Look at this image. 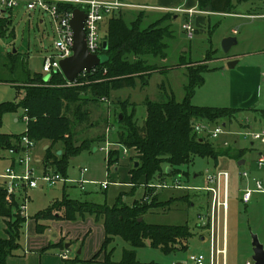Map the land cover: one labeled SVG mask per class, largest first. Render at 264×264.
I'll list each match as a JSON object with an SVG mask.
<instances>
[{
	"label": "rangeland",
	"instance_id": "rangeland-1",
	"mask_svg": "<svg viewBox=\"0 0 264 264\" xmlns=\"http://www.w3.org/2000/svg\"><path fill=\"white\" fill-rule=\"evenodd\" d=\"M233 5L234 10L241 14L232 16L231 14L215 13L209 17L206 16L205 27L199 30L192 39L187 37L182 28V18H178L177 22L172 26L174 37L166 40L168 42L167 59L161 61L160 57H155L149 58V60L157 65L160 63L164 67H172L180 55L183 54L182 47L193 45L194 51L191 54L186 52L193 60H188L196 65L207 61L208 69L204 72V83L196 88L192 102L202 106L241 108L237 113L236 119L229 123L227 122L225 132L221 133L218 138L212 139L208 137V139L217 148H226L224 141H227L231 147L246 148L245 163L239 165L233 158L221 157L216 165L210 157L196 156L191 162L181 166L183 173L181 181L191 187L200 188L205 185V178L208 173H216L219 170L228 172V208L226 217L223 216L222 209L220 211V243L223 236L222 230L225 226L227 264H244L247 260L253 262L252 233L257 234L260 242L264 245V193L254 192L246 204L241 200L242 192L246 187H254L256 178L264 179V167L259 168L256 164L258 151L260 149L264 150V144L255 141V147H251V139L243 134L246 127L241 125L248 118L252 122L253 129H259L264 126V119L258 121L253 119L255 111L264 110V82L258 81L257 83L256 81V84H253L254 80L252 78L255 69L260 70L264 66V0H233ZM130 9L134 11L139 8L137 5H132ZM121 10H125V7ZM145 10L148 12L149 9ZM4 14L13 16L12 26H14L15 37L11 39L0 38V79L2 80H0V101L19 100L23 93L21 90L18 91L16 89V85L19 82L11 81L22 80V62L27 64L32 74L41 73L43 77L48 78L49 75L43 72L42 69L43 58L51 53L56 38L48 12L31 11L29 13L26 11L25 5H20L12 11L6 10ZM142 16L144 17V13ZM200 16L204 15L200 14ZM153 19V16H148L144 20L143 26H147L151 21L153 22ZM106 28L107 21H104L101 34L104 33ZM232 28L237 29V34L234 35L237 37V43L232 45L229 51L226 52L222 43L226 33L231 34ZM209 41H211L215 50L212 60L206 58L209 55ZM14 49L18 52L19 60L13 67L14 64L8 57V51H13ZM183 59L182 61L188 62L186 58ZM234 60L237 61V64L230 67L228 62ZM186 77L187 68L178 65L168 71L153 72L146 85H141L140 80L137 79L135 87H123L113 90L109 98L110 105H104L102 100H90L85 105V108L89 110V119L86 122L76 124L75 138L77 142H81L84 138L100 137L99 140L94 142L95 147L98 146V148L97 150H94V147L86 149L80 154L71 157L67 167V176L69 178L81 176L97 181L109 179L114 182H110L106 189L101 187L96 189V186L87 184L85 191H81L75 186H69L65 190L66 193L72 198L81 201H92L108 205H113L121 192L123 193L122 200L126 203H132L135 199H140L145 192L144 186L140 182L141 184L139 183L132 189L133 185L129 175V169L132 167L133 162L136 161L135 156L137 153L135 149L130 148L126 153H123L122 148L117 147L121 152L119 162L109 166V168L107 167L106 152L100 149L106 146V142L110 143L109 148L116 147L114 143L117 144L118 132L122 128V124L117 120V114L121 110L119 105L121 100L128 99L129 102L136 104L135 118L137 123L142 125L146 114L143 100L146 97L155 100L165 98L164 90L159 87L162 83H164L168 92L172 91L174 93L177 100H182L185 94ZM256 87L258 90V101L254 104H252L253 102L249 105L243 104L254 95ZM245 94L248 96L245 97ZM82 95L84 98L93 97L90 91ZM236 99H238V102L233 105L231 102ZM129 109L131 108L129 107ZM23 115L22 109L17 112L4 113L0 132L21 133L25 131L27 123L23 119ZM15 118H17V121H15ZM224 122L226 123L225 120H218L213 126ZM213 126L211 125V128ZM226 130L229 132L226 133ZM0 152L5 155L8 154L7 150ZM7 164V160L0 157V169L5 168ZM84 167L87 168V172L82 176L80 172ZM243 171L248 172L247 177L242 176L241 173ZM37 174L40 175L41 173L37 172ZM176 177V174L167 175L165 182L172 183L176 180ZM29 192L31 201L28 204L27 211L30 218H32L37 211L46 208L53 199L60 198L62 189L59 183L55 187L32 188ZM186 193L196 194L191 198L193 200L191 204L177 200L169 207L154 208L144 215V219L147 222L161 224H184L187 222L193 232V235L187 241V248L165 253L159 248L149 245L138 247L136 252L137 259L140 262L192 264L189 260V255L199 253L204 254L206 259L208 258L210 250L209 229L206 225L203 226V220H200V215H205L209 209L211 201L209 193L194 188L178 187L158 188L154 191V194L158 196V201L169 197H178ZM80 220L82 219L77 220L78 223ZM57 221L50 219L45 222L54 226V230L57 233H60L62 228L64 234L67 231H72L71 234L76 233L78 235L76 230L78 225L74 223L75 221ZM101 224L102 220H96L94 216H86L81 227L88 230V232L81 234L79 238L72 237L73 240H66L65 244L68 243L69 246L66 248L64 245V248L67 249L68 257L73 258L77 255L82 260L79 264H105L103 262V253L91 263L85 262V260L92 258L103 242L104 230ZM28 226V224L24 226L23 239L21 241L23 245H25L26 236L29 233ZM61 239L65 240V238ZM111 248V260L113 264H117L121 260L123 250L132 247L121 237L115 236L109 244L108 249L110 250ZM46 250V253L56 255L59 252V247H50ZM20 255H23V247L17 249L15 255L11 257H22ZM221 260L220 256V264ZM205 262L208 263V260H205Z\"/></svg>",
	"mask_w": 264,
	"mask_h": 264
},
{
	"label": "trees",
	"instance_id": "trees-1",
	"mask_svg": "<svg viewBox=\"0 0 264 264\" xmlns=\"http://www.w3.org/2000/svg\"><path fill=\"white\" fill-rule=\"evenodd\" d=\"M197 2L200 10L208 12L234 11L232 0H197ZM63 6L69 10L85 9L83 5L62 4ZM142 15L141 11L131 22H126L120 13L110 16L103 36L107 47H102L99 53L105 56V60L94 70L79 74L71 84L59 71L45 78L41 73L32 74L27 64L22 62V80L11 81L19 82L16 89L23 92L22 97L19 100L0 101V127L4 113L17 112L19 109H22L30 120L25 131L21 133L0 132V151L10 148L18 151L23 135L36 142L46 139L49 141V146L44 151L41 163L67 176L70 158L93 148L94 142L100 139L96 137L84 138L81 142L76 141V124L89 119V110L85 105L90 100L107 101L113 90L135 87L137 79L140 80L141 85H146L153 72L163 71L149 58L167 57L166 40L174 37L172 25L168 22L173 20L175 12L166 11L147 26H142ZM12 25L11 15L0 13V38L15 37ZM208 51L209 55L206 58L212 59L215 50L211 41ZM8 53L14 67L19 60L18 52L14 49ZM191 63L193 62L182 59L179 62V65L186 64L187 68L183 99L177 100L174 93L168 92L162 83L159 87L164 90L165 98L155 100L146 97L143 100L146 115L142 125H139L135 118L136 104L129 102L128 99L119 102L121 110L117 114V120L122 124V128L118 132L116 141L135 149L138 165L135 166V161L129 169L130 181L133 185L132 189L141 182L145 189L144 195L132 203H126L122 200L121 192L114 204L108 205L72 198L65 191L69 186L64 185L60 198L53 199L46 208L32 216L37 233H43L48 228L45 221L50 219L74 221L92 215L96 220H102L103 242L92 258L85 260L87 263H91L103 253V262L113 264L112 248L109 250L108 247L115 236L121 237L132 247L123 250L121 260L117 264H159L142 263L137 259L136 248L146 245L159 248L165 253L187 248V241L193 235L187 222L152 223L147 222L144 215L154 208L169 207L177 200L191 204L193 201L191 198L196 194L186 193L158 201V196L154 194L158 188L150 185L164 181L167 175L182 176L181 166L191 162L196 156L210 157L217 165L221 157L238 161L246 151L244 147L217 148L209 141L208 134L195 131L194 122L201 121L210 126L218 120L229 123L236 119L241 108L194 104L192 98L196 88L204 83V72L208 69V65L207 61L197 65ZM87 91L91 92L92 98L83 97L82 94ZM58 150L61 151L60 154L57 153ZM120 155V150H110L106 155L107 167L117 164ZM19 209L17 199L14 198L12 202L6 200V189L0 182V217L7 219L5 234L0 236V264H6L8 257L15 255L17 249L23 247L25 251L21 241L27 218ZM140 217L142 220H139ZM65 243L64 239H60L58 242L48 244L45 249L50 247L63 249ZM81 261L77 255L63 259L64 264H79Z\"/></svg>",
	"mask_w": 264,
	"mask_h": 264
},
{
	"label": "built area",
	"instance_id": "built-area-1",
	"mask_svg": "<svg viewBox=\"0 0 264 264\" xmlns=\"http://www.w3.org/2000/svg\"><path fill=\"white\" fill-rule=\"evenodd\" d=\"M62 4H75L83 5L85 8L86 17L84 20V30L86 35V44L90 53L99 54L104 43V33L101 34L102 23L107 19L119 13L120 10L127 6H132L124 0H0V12L6 10H13L20 5L26 6V11H37L40 13L48 12L53 24V31L55 35V42L53 49L49 55H45L43 58V72L51 76L54 72H61L60 61L73 54L74 33L70 24L73 10L62 7ZM138 6V5H137ZM147 7V6H143ZM182 10L175 8L174 11ZM192 15V9H187ZM183 29L187 31L188 36L191 38L194 35L195 29L191 20L183 24ZM95 69V68H94ZM92 69V70H94ZM83 73V72H82ZM264 77V66H263ZM68 83H72L69 82ZM23 119L26 123L30 120L27 115H23ZM226 123L211 126L207 123L196 121L193 123L195 131L198 133L208 134L212 139L218 138L219 135L225 132ZM229 132L226 130V133ZM244 136L253 140L259 141L264 144V126L259 129H253L248 127L243 132ZM226 146H229L227 141H224ZM116 147L109 148L110 143L106 142L105 147H101V150H105L106 155L110 150H119L121 147L123 153H126L130 148L120 144L114 143ZM36 146V141L30 139L27 135H23L21 138V147L18 151L14 148L8 149V153L13 157L12 164L8 165L0 172L1 183L6 189V200L12 202L13 199L19 201L20 213L26 218L28 214V204L30 202V192L32 188L38 187H55L59 183L61 186H75L81 191L86 190V185L91 184L96 186V189H106L111 180L97 181L94 179H87L85 177L69 178L63 176L58 172H55L50 167H45L41 160H37L34 156L33 150ZM112 146V145H111ZM119 147V148H117ZM257 167H264V150L260 151L256 159ZM37 172L41 174L38 175ZM87 172V168L81 169V175ZM243 177L248 176V172L243 171ZM109 177V174L107 173ZM172 183L161 181L150 186L157 188H194L209 193L211 201L209 203V209L205 215H200V220H203V226H207L209 229V243L210 250L208 258L202 253L190 254L189 260L192 264H226L227 257V242L225 235V226L223 227V236L220 243V211L222 209L223 216L226 217V211L228 208V180L229 174L225 170H219L216 173H208L205 178V185L200 188L191 187L181 181V176L175 178ZM100 185V186H99ZM259 191L264 193V179L256 178L254 181V187H246L241 195V200L246 204L254 192ZM264 247V245H263ZM63 258H67V249L62 253ZM208 260V263L205 262ZM244 264H256L246 261Z\"/></svg>",
	"mask_w": 264,
	"mask_h": 264
},
{
	"label": "crops",
	"instance_id": "crops-1",
	"mask_svg": "<svg viewBox=\"0 0 264 264\" xmlns=\"http://www.w3.org/2000/svg\"><path fill=\"white\" fill-rule=\"evenodd\" d=\"M124 1L129 3V4L138 5L137 7L139 9L131 11V9H130L131 6L130 7L127 6V7H125V10H121L119 13L123 15V17L126 20V22H131L142 11L144 13L142 26L145 23L144 20L148 16H153V18H154L153 21H154L155 19L161 17L166 11H174L175 8H180L182 10L174 11L175 12L174 18H173L172 21H169L168 23H170L173 26V24L176 23L177 19L180 18V17L182 18V23L183 24L185 22L191 20V22L193 24V27L195 29L194 35L197 32H199V30H201V29H203L205 27V25H206V16L209 17L210 15H214L215 13L216 14H231L232 16H236V15L241 14L240 12H237L236 10H234L231 13L208 12V11L200 10L198 8L197 0H124ZM232 3H233V0H232ZM143 6H147V7H143ZM122 9H124V8H122ZM145 9H149L148 12ZM187 9H192L193 10L192 11L193 12L192 15H190V13H189V11ZM0 13H5V11H2ZM200 14H202L204 16H200ZM250 15H255V14H250ZM40 22H42V20H40ZM183 24H182V28H183ZM203 31H205V30H203ZM231 31H232L231 34L230 33H226V37L227 36H234V35L237 34V29L232 28ZM185 33H186V35H187V37L189 39H192V37L190 38L188 36L187 31H185ZM234 37H236V36H234ZM236 39H237V37H236ZM193 49H194V46L191 45V44L188 45V46H185V47L183 46L182 49H181L182 53H183L182 55H180L181 58L179 57V59L176 60V62L174 63V65L172 67H169V68L168 67H164V65H162L160 63H158V65L162 66L161 68L163 69V71H168L169 69L176 68L179 65L180 60L183 59V58L184 59L186 58L187 60L188 59L189 60H193L186 54V52H189L191 54L194 51ZM167 57H168V54H167ZM167 57L164 58V59H160V60L164 61V60L167 59ZM236 64H237V61L234 64V66ZM181 66H185L186 67V64H183ZM262 72H263V69H260V70L259 69H255L254 73L252 74V78L254 80L253 84H256V81H257V83H258V81L264 82V77H263ZM112 92H111V95H112ZM257 95H258V90H257V87H256L254 95L252 97H250L247 101H245V103H243V104L249 105L251 102H253L252 104H254L255 102L258 101L259 97ZM244 96L247 97L248 95L245 94ZM237 100L238 99H236L235 101H233L231 103L233 105H235L238 102ZM102 102L104 103V105H110L111 104L109 99L107 101H102ZM255 112L256 113H254V115H253V117H254L253 119L255 121L264 119V110H257ZM15 121H17V118H15ZM241 125L246 127L245 129H248V127L252 128V122L249 121L248 118H247V121L242 122ZM10 133H13V132H10ZM250 145H251V147L252 146L255 147V141L250 140ZM48 146H49V141L46 140V139L36 142V146H35V148L33 150V153H34V156H35V158L37 160H42L44 151H45V149L48 148ZM97 148H98V146H96V150H97ZM232 148L237 149V148H241V147H232ZM260 151H263V150L260 149L258 151V153ZM245 153H246V151H245ZM245 153H244V155H243V157L241 159H244ZM0 157H2L5 160H7L8 164L5 167H7L8 165L12 164L13 157L10 156L9 153L5 155L4 153L0 152ZM241 159H239V160H241ZM244 163H245V159H244V162L242 164H244ZM3 169L4 168L0 169V172L3 171ZM0 181H1V179H0ZM61 189H62V186H61ZM30 201H31V194H30ZM87 216H92V215H87ZM85 217L78 218V219H82V220H80L79 223L77 221L78 219L74 220L75 221L74 223H76L78 225L77 228H76V230L78 231V235L76 233H72L71 234L72 231H67L64 234V232L62 231V228L60 229V233H57L54 230V226H52L51 224H48V228L43 233H37L36 229H35V220H34V218L28 217L26 222H25L26 226H27V224L29 225L28 226V232L29 233H28V236H26V240H25V235H24V240H25L24 250L25 251H23L22 257H11V256H9L8 259H7V263L6 264H64L62 253L64 251H66L65 248H63V249L59 248V252H57L56 255H55V254L46 253L47 250L45 249V247L48 246V244H50L52 242L53 243L54 242H58L61 238H65V242H66L67 239L73 240L72 237L79 238L81 234L88 232V230L83 229L81 227V224H83V220L85 219ZM6 220H7L6 218L0 217V236H3L5 234L4 230H5V226H6ZM57 222H68V221H66V220L65 221L64 220H58ZM70 223H72V222H70ZM101 226L103 227V224H101ZM103 230H104V228H103ZM68 246H69L68 243L65 244L66 248ZM226 264H227V257H226Z\"/></svg>",
	"mask_w": 264,
	"mask_h": 264
},
{
	"label": "water",
	"instance_id": "water-1",
	"mask_svg": "<svg viewBox=\"0 0 264 264\" xmlns=\"http://www.w3.org/2000/svg\"><path fill=\"white\" fill-rule=\"evenodd\" d=\"M86 13L84 9L75 8L73 10V15L70 20L71 27L74 33V44H73V54L62 59L60 61V67L62 74L67 81L73 82L76 77L82 72H90L92 69L99 66L104 60L105 56L101 54L90 53L86 44V35L84 30V20ZM237 42L236 37L227 36L223 39V48L227 52L230 47ZM107 47V42L104 41L103 48ZM236 61H229L228 65L233 67ZM121 117V115H120ZM96 150V147L93 148ZM58 154L61 153L60 150L57 151ZM244 159L238 161L241 165ZM138 165V161L135 162V166ZM169 170V168L167 169ZM142 220V217L139 218ZM252 259L256 264H264V247L260 242L257 234L252 233Z\"/></svg>",
	"mask_w": 264,
	"mask_h": 264
}]
</instances>
